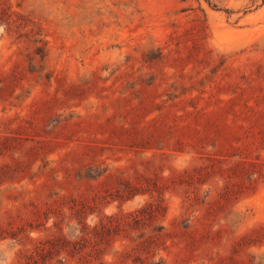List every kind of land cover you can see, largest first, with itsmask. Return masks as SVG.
Returning <instances> with one entry per match:
<instances>
[{"label":"rangeland","instance_id":"rangeland-1","mask_svg":"<svg viewBox=\"0 0 264 264\" xmlns=\"http://www.w3.org/2000/svg\"><path fill=\"white\" fill-rule=\"evenodd\" d=\"M0 264H264V0H0Z\"/></svg>","mask_w":264,"mask_h":264}]
</instances>
